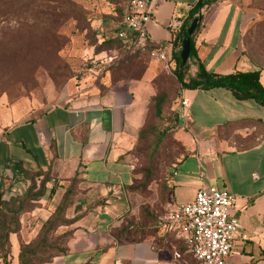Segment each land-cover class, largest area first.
<instances>
[{
    "label": "crops",
    "instance_id": "1",
    "mask_svg": "<svg viewBox=\"0 0 264 264\" xmlns=\"http://www.w3.org/2000/svg\"><path fill=\"white\" fill-rule=\"evenodd\" d=\"M197 1L160 0L148 26L154 46L166 47L173 57L179 30L172 23L182 26ZM248 23V13L236 4L220 1L204 10L194 43L208 72L260 69L245 54ZM189 64V76L196 77L198 67ZM181 91L192 101L183 118L187 156L162 197L185 204L201 188L228 190L235 197L230 214L241 229L226 264H264V107L252 99L238 100L225 88ZM149 105L136 94L114 103L56 106L30 119L21 107L0 103V191L9 186L6 196L13 195L23 171L56 167L62 179L77 176L84 193L102 201L99 211L72 226L67 252L48 264H195L182 241L155 229L158 211L156 219H128L140 198L131 190L136 174L130 152L147 123ZM36 214L43 221L51 215L44 208ZM116 228L119 237L112 232ZM10 242L9 264H18V235L11 234ZM0 264H5L1 258Z\"/></svg>",
    "mask_w": 264,
    "mask_h": 264
},
{
    "label": "rangeland",
    "instance_id": "2",
    "mask_svg": "<svg viewBox=\"0 0 264 264\" xmlns=\"http://www.w3.org/2000/svg\"><path fill=\"white\" fill-rule=\"evenodd\" d=\"M18 1L35 2L36 6L33 11L16 10ZM129 1L6 2L0 8V15H5L0 19V103L19 106L25 117L33 119L56 106L114 103L136 94L146 98L150 103L148 123L132 149L137 173L131 190L140 198L131 207L130 218L126 217L141 221L138 219L155 218L157 211L162 213L168 202L162 197L169 191L168 180L187 151L180 107L182 91L176 79L161 61L132 49L118 36L124 29ZM220 1L236 4L248 13L245 54L264 70V0ZM48 13L62 19L56 23L48 16L49 20H44ZM25 31L34 34L27 38ZM150 169L154 173L151 181L141 174ZM17 183L20 185L13 195L6 196L8 186L2 188L0 196L3 202L29 200L19 217L20 245L37 244L44 225L61 205L67 206L62 218L69 224L102 207L101 199L84 193L77 176L62 179L56 167L23 171ZM42 208L51 213L44 221L36 214ZM75 223L50 234L49 242L58 247L50 253H58L66 245Z\"/></svg>",
    "mask_w": 264,
    "mask_h": 264
},
{
    "label": "built area",
    "instance_id": "3",
    "mask_svg": "<svg viewBox=\"0 0 264 264\" xmlns=\"http://www.w3.org/2000/svg\"><path fill=\"white\" fill-rule=\"evenodd\" d=\"M159 4L160 0H130L119 38L132 49L161 61L171 73L172 54L164 46H154L148 30ZM172 28L179 30L181 24L174 21ZM180 105L184 118L192 101L181 96ZM234 202V195L224 188H201L188 203L167 202L157 217V225L165 234L182 241L196 264H226L241 229L240 221L230 214ZM175 256L181 258L180 253Z\"/></svg>",
    "mask_w": 264,
    "mask_h": 264
},
{
    "label": "trees",
    "instance_id": "4",
    "mask_svg": "<svg viewBox=\"0 0 264 264\" xmlns=\"http://www.w3.org/2000/svg\"><path fill=\"white\" fill-rule=\"evenodd\" d=\"M8 1L16 2V0H0V8L3 7V5ZM219 1L220 0H198L197 3L193 5L188 11L186 17L183 19L181 28L175 35L174 42L178 44L179 49L174 51L173 54L171 74L174 76L181 89L211 90L215 88H225L231 91L234 97L238 100L252 99L264 107V85L261 82L262 69L246 72L234 71L226 75L211 73L206 70L204 64L198 57V52L195 48L194 43L195 35L201 29L202 22L199 24L197 30L190 38L191 55L189 61H192V63L198 67L196 77L189 76V61L186 65H183L181 59V51L183 49L184 41L189 38L188 29L190 28L194 19H196L200 14L203 15L205 9L209 8ZM16 4L17 5L14 7V9L16 10L27 9L33 11V8L36 6L35 2L32 3L30 1L24 3L22 1H18ZM45 16L46 17L44 18V20H49L48 16H50V18L52 20H55L56 23L60 22V20L62 19L61 15H55L51 13H48ZM4 18L5 15L2 13L0 15V19ZM25 32L26 33H24V36L27 38H31L34 34L32 33V31ZM144 128L139 131L140 134L144 132ZM153 145L155 146V143ZM130 154L132 155L133 151H131ZM186 156L187 154L185 155L184 159L186 158ZM136 173L137 172H135V174ZM141 174H145L147 176V180L151 181L154 173L153 170L150 169L141 171ZM28 201L29 200L27 199L14 198L10 201L3 202L0 196V258L4 261L5 264H9V261L12 258V245L10 242V236L11 234L18 235L20 233L21 225L19 217L25 211ZM66 207V205H61L54 213V215L46 222L40 233V240L37 244L25 245L21 243L20 254L18 258L19 264H48L55 257L63 255L67 252V242L66 245L63 246L58 253L49 252V250H51L52 248H58L54 246V243L49 242L50 234L55 233L60 227L69 226L70 224H73L77 221L73 220L69 224L68 221L62 218V216L65 214ZM4 210H6L10 215H7L8 213H4ZM155 229H159L158 225L155 227ZM112 230V232H114L117 237L120 236L121 232L120 230H118V228ZM185 252L187 253L186 246Z\"/></svg>",
    "mask_w": 264,
    "mask_h": 264
},
{
    "label": "water",
    "instance_id": "5",
    "mask_svg": "<svg viewBox=\"0 0 264 264\" xmlns=\"http://www.w3.org/2000/svg\"><path fill=\"white\" fill-rule=\"evenodd\" d=\"M202 20H203V15L200 14L196 19H194L190 28L188 29L189 38L184 41L183 49L181 51V59H182L183 65H186L190 59V55H191V40H190V38L195 33L199 24L202 22Z\"/></svg>",
    "mask_w": 264,
    "mask_h": 264
}]
</instances>
